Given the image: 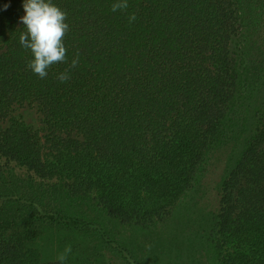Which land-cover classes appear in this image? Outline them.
Returning a JSON list of instances; mask_svg holds the SVG:
<instances>
[{"label": "trees", "instance_id": "obj_1", "mask_svg": "<svg viewBox=\"0 0 264 264\" xmlns=\"http://www.w3.org/2000/svg\"><path fill=\"white\" fill-rule=\"evenodd\" d=\"M23 2L0 0V124L33 104L45 139L23 119L0 127V264H59L43 257L49 228L96 236L91 251L74 240L65 264L79 252L99 264H151L54 201L91 202L133 238L169 218L222 134L242 83L237 57L250 61L246 129L205 194L197 255L207 260L210 244L219 264H264V0H128L116 12V0H53L68 14V59L46 78L19 42Z\"/></svg>", "mask_w": 264, "mask_h": 264}, {"label": "rangeland", "instance_id": "obj_2", "mask_svg": "<svg viewBox=\"0 0 264 264\" xmlns=\"http://www.w3.org/2000/svg\"><path fill=\"white\" fill-rule=\"evenodd\" d=\"M242 39L246 40V36ZM249 62L248 59L237 57L236 65L242 77V83L240 81L239 89H237L234 101L230 105L222 134L200 166L192 188L180 200L172 215L165 221L157 222L148 229L138 231L135 234L136 237L133 238L131 229L124 228L118 222L107 217L91 202L79 201L77 204L67 205L56 199L54 204H58L65 210L85 219L101 223L113 238L129 245L142 261L146 255V260L151 264H219L215 251L210 244H203L204 247L202 246L207 253V260L204 256L201 258L197 255L199 248L198 223L206 205L205 194L209 193L210 190L216 191L219 183L225 177L226 170L232 166L237 154L238 135L246 129L249 108L244 97L243 76L246 74V68L250 65ZM260 96L258 99L252 97V100H257V109L261 107ZM15 118L23 119L38 130L45 139L42 115L35 105L29 103L15 105L8 118L0 124V127L7 126L10 120ZM234 147L236 148L234 149ZM205 176L209 177L206 185L203 183ZM13 179L16 182L20 180L19 177H13ZM76 239L84 241L88 250L91 251V242L95 245L93 240L96 239V236L92 233L82 234L77 231L49 228L42 240L43 257L45 259H57L58 253ZM84 254L87 255V251ZM77 255L80 256H76V261H73V264H99L89 261L90 259L81 252ZM69 260L72 261L71 258ZM115 261L117 264H125L119 257L115 258Z\"/></svg>", "mask_w": 264, "mask_h": 264}, {"label": "clouds", "instance_id": "obj_3", "mask_svg": "<svg viewBox=\"0 0 264 264\" xmlns=\"http://www.w3.org/2000/svg\"><path fill=\"white\" fill-rule=\"evenodd\" d=\"M8 5H5L7 8ZM128 0H116L111 10H127ZM24 15L20 18L26 31L21 32L19 42L23 48L30 50L34 57L29 61L28 67L40 78H46L48 70L58 63L67 62V48L64 38L69 31L66 10L61 9L53 0H24ZM129 23L137 20L135 13L128 17ZM79 62V53L71 61V67L76 68ZM71 77L66 70L60 73L58 79L66 82ZM150 247V246H149ZM71 245L57 255L59 264H65L71 254Z\"/></svg>", "mask_w": 264, "mask_h": 264}]
</instances>
